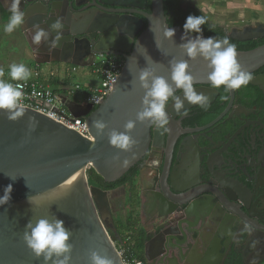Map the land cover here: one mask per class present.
<instances>
[{
  "label": "water",
  "instance_id": "95a60500",
  "mask_svg": "<svg viewBox=\"0 0 264 264\" xmlns=\"http://www.w3.org/2000/svg\"><path fill=\"white\" fill-rule=\"evenodd\" d=\"M146 1L97 0V6L120 7L126 10L122 12V17H113L109 21L104 16L87 17L70 26L68 31L63 27L64 32L60 35L64 36L63 41L67 43L74 36H85L83 42L87 43V38L94 40L97 35H103L107 29L110 30L92 48V54L83 49L87 44L74 39L67 51L60 53L59 59L53 58L59 52L48 47L57 35L50 27L59 19L54 3L46 0L43 6L39 2L26 5L25 23L21 29L27 31L30 39L34 26L51 32L48 41L50 43L41 44L42 47L46 46L43 54L46 57L50 54L51 61L39 62L34 59L35 65L62 63L81 69L91 67V59L95 55L126 56L117 81L95 109L71 99L61 100L73 119H83L87 136L30 108H26V114L17 121H10L5 112L0 111V196L7 185L12 184L13 189L10 202L0 206V264H44L43 258H36L27 247L23 234L29 221L35 223L40 218L51 219L53 216L62 220L65 228L71 232L69 242L73 249L70 264H91L90 255L93 251L111 259L113 264H123L109 236V231L115 234V229L110 215L108 192L88 185L87 169H91L104 183H114L140 160L150 144L163 147L166 131L140 122H136L130 133L137 141L131 151L119 150L108 141V132L112 129L123 131L125 123L135 120L137 112L141 110L144 95L138 80L141 68L156 67L157 75L168 78L171 83L169 61L186 60L196 79L194 86L211 85L207 78V61L200 57H187L180 47L187 42L181 39L184 31L175 27L172 40L164 37L165 29L170 27L166 24L162 0H150L149 14L143 12ZM25 2L30 4L34 0ZM76 5H79L78 2ZM134 15L141 17L146 22V27L131 50L135 34L143 27L142 21ZM225 33L228 38L237 42L264 39V25H249ZM148 55L158 64L147 63ZM237 58L245 70L253 73L264 66V45L250 51L238 52ZM86 60H89V64H85ZM260 83L261 79L256 78L248 84L259 87ZM197 91L209 96L210 100L215 96L209 89ZM229 93L232 98L234 90H229ZM193 106L197 105L185 102V107L180 112ZM167 110L170 122L180 114L169 106ZM52 111L59 113L56 108ZM96 120H103L108 125L102 136H98L92 127V121ZM219 120L220 117L208 127ZM32 127H35V131H31ZM174 143L173 138L171 144ZM125 161H128L126 166ZM189 175L187 171L180 179L163 177L157 180V191L151 192L147 208L151 215H156L150 228L151 234L155 236L145 247H154L155 253L150 257L145 251L146 262L169 264L171 261L176 264L178 260L183 264H227L231 252L235 256L233 264L263 262L262 216L250 211L247 202L237 193L231 200L238 209L241 208V214L229 208L231 200L224 193L219 197L214 192H204L193 202L186 201L183 199L185 192L195 186L189 182ZM180 183L192 186L181 191L175 188ZM29 197L34 198V203H30ZM206 201L211 202V205ZM261 211L264 213V205L259 212ZM233 218H237L244 226L238 230L240 241L246 244L242 251L235 245L231 250V244L225 241V231L230 230ZM204 232H208V236L212 232L215 238L212 237L211 242L203 239ZM177 235L180 237L177 238ZM168 236H172L171 239L174 240L169 241ZM196 247H201V256H193L192 252ZM167 251L171 252L170 258H167Z\"/></svg>",
  "mask_w": 264,
  "mask_h": 264
},
{
  "label": "flooded vegetation",
  "instance_id": "af4514ba",
  "mask_svg": "<svg viewBox=\"0 0 264 264\" xmlns=\"http://www.w3.org/2000/svg\"><path fill=\"white\" fill-rule=\"evenodd\" d=\"M76 1L79 5H76ZM36 2H39L43 6L46 0H34L30 4H26L25 0H21L20 8L24 11L26 5L31 6ZM50 3H54L56 7L55 13L62 20L66 31L70 30V26L79 20H85L87 17L104 16L109 21L113 17H122V12L126 10L120 7L97 6V0H50ZM9 6L10 0H0V23L3 25L8 22L10 16ZM149 7L150 0H147L143 12L149 14ZM134 16L142 21L144 27L146 22L141 17ZM143 27L135 34L131 43V50L144 31L145 28L143 29ZM243 27L245 26L238 27L237 29ZM21 28L19 27L16 30L20 31L23 50L29 53L30 60L32 62L34 59L39 62H46V60L50 62V54L48 53L49 57L43 54L46 46L42 47L41 45V48L33 45L30 36L27 34V39L24 36L26 33L23 34ZM109 30L107 29L105 33ZM105 33L97 35L94 40L87 38V43L83 42L84 38H86L85 36L71 37L67 43L63 41L64 36L60 35L59 40H56L55 37L48 47L59 52L53 57L59 59L61 57L60 53L63 50L67 51L69 45L74 43L73 40L77 39L79 42L87 44L83 49H87L92 54V48L98 44ZM49 43L47 42V44ZM125 56L95 55L91 59V67L87 68H92L98 59H113L115 61H123L124 64ZM85 64H89V60H86ZM67 66H70L72 69H79L71 65ZM251 74L252 80L256 78L261 79L262 83H260V86L254 87L250 84L242 86L234 90L232 98L224 86L219 88H213L212 85L204 87L194 86L197 90L209 89L215 93V96L210 100L207 110L199 106H193L180 112L167 126L168 130L163 138V147H156L150 144L140 160L134 164L131 168L133 170L132 186H127L129 188L128 199H130L131 207H135L137 203L138 207L143 208V213H149L147 204H149L152 190L157 191L158 189L157 180L163 177L166 179H171L169 177L180 179L182 175L184 176L189 171L190 175L187 178L195 186L192 189H189L192 185L187 183H180L175 186V188L181 191L189 189L183 196V199L186 201L193 202L196 198L202 196L204 192H214L219 197L224 193L228 195L230 200L237 193L247 202L250 211H253L254 214H260L261 218L264 219V213L262 211L259 212L264 205V172L262 171V168H264V66ZM224 92L226 94L222 98ZM175 95L182 96V90H177ZM168 106L169 108L172 107L171 100ZM219 117L220 120L217 123L208 127L209 124ZM173 138L175 143L172 145ZM121 188L105 192L113 193ZM207 204L211 205V202H207ZM229 208L237 212L241 210V208L238 209V206L236 207L232 200ZM155 217L156 215L154 214L145 218L146 228H151ZM112 223L114 226L113 221ZM241 226L243 225L238 219L233 218L230 230L225 231L227 237L225 241L231 244V250L235 246L240 251L246 247V244L240 241L238 234ZM207 234L209 233L204 232L202 237L211 242L214 234L212 232H210L211 235L209 236ZM154 236L149 233L145 243L150 242ZM171 237L168 236V239L172 242L174 239H171ZM178 237L180 236L177 235ZM154 250V247H148L147 255L152 257L155 253ZM200 253L202 252L200 251ZM170 255L171 252L167 251V258H170ZM145 256L144 254V261H146ZM228 256L229 262L226 263L233 264L235 256L232 252ZM169 264H172V262L170 261Z\"/></svg>",
  "mask_w": 264,
  "mask_h": 264
},
{
  "label": "clouds",
  "instance_id": "9594fccd",
  "mask_svg": "<svg viewBox=\"0 0 264 264\" xmlns=\"http://www.w3.org/2000/svg\"><path fill=\"white\" fill-rule=\"evenodd\" d=\"M21 0H10L8 22L4 25L3 31L11 34L25 23V12L20 8ZM204 16L189 15L183 25L184 34L181 39L186 43L181 44L187 57L196 59L198 57L207 61L209 72L208 81L213 88L224 86L226 91L236 90L246 86L252 80V74L245 70L238 61V52L235 44L231 43L228 37L217 39L214 36L204 37L202 25L206 23ZM51 30L57 33L56 40H59L63 30V22L57 19L51 24ZM193 33L196 35L193 37ZM51 32L34 26L31 34L33 45L40 46L47 43ZM175 36L174 28H166L164 37L172 40ZM157 48L159 45L155 39ZM146 51V49H145ZM147 52V51H146ZM147 63L154 62L148 55ZM38 66V65H37ZM170 80L157 75V68L150 66L141 68L138 75L140 87L144 90L141 110L137 112L135 120H129L124 125V130L112 129L108 132V141L111 146L122 150L131 151L137 141L130 135L135 128L136 122L148 123L167 131L170 122L168 105L172 101V108L180 112L185 107V102L197 105L207 110L210 97L194 88L195 77L190 72V65L186 60H170ZM3 71L0 70V76ZM9 76L13 81H26L30 78V70L23 64H12ZM182 90V96L175 95L176 90ZM24 93L19 86L0 80V111L5 112L10 121H17L26 114V107L23 104ZM35 120V117H32ZM92 127L98 136H102L108 127L103 120L92 121ZM35 131V127L31 128ZM125 166L128 161H125ZM12 179V178H11ZM12 184L4 188L0 196V206L10 202ZM30 203L34 198L29 197ZM71 232L65 228L64 222L57 217L40 218L35 223L29 221L25 226L23 240L36 258H43L44 264H70L73 245L69 242ZM91 264H113V261L98 252L93 251L90 255Z\"/></svg>",
  "mask_w": 264,
  "mask_h": 264
},
{
  "label": "built area",
  "instance_id": "2783aa9c",
  "mask_svg": "<svg viewBox=\"0 0 264 264\" xmlns=\"http://www.w3.org/2000/svg\"><path fill=\"white\" fill-rule=\"evenodd\" d=\"M122 67L123 61L98 59L91 70V76L97 80L96 83L92 86L74 85L69 87L65 98L74 100L78 104L90 105L95 109L111 91ZM72 70L76 71L74 68ZM39 77V73L34 72L33 77L26 81L12 82L14 86H19L24 93L22 102L25 107L42 113L67 128L87 136V129L83 119H73L63 107L62 97L42 82ZM53 108H56L59 113L52 111ZM129 248H133V242L129 236H125L120 248L117 249L123 264H147L144 260L126 256Z\"/></svg>",
  "mask_w": 264,
  "mask_h": 264
},
{
  "label": "rangeland",
  "instance_id": "374dc122",
  "mask_svg": "<svg viewBox=\"0 0 264 264\" xmlns=\"http://www.w3.org/2000/svg\"><path fill=\"white\" fill-rule=\"evenodd\" d=\"M184 4H190L196 6L204 16L207 17V19L213 24L216 25V23L222 24L225 30V32H229L231 29H235V23H231L233 20L235 13H232L231 11L222 10L220 8V5L228 6L229 0H183ZM238 15V13H237ZM213 16H215V22L213 19ZM236 20H234L235 22ZM260 23L264 25V18H260ZM239 25V23H238ZM3 25L0 24V69L1 67L3 70L7 69L12 64H20L23 63L24 65L28 63L26 61L27 52L23 50V41L20 37L19 32L15 30L11 34H6L3 31L2 27ZM234 26V27H233ZM254 26V24H252ZM238 27H236L237 29ZM31 65H34L32 61H30ZM47 67L41 66L40 70L45 72ZM2 70V69H1ZM91 70L92 68H86L83 71H78L77 75L71 76V80L69 82V86L73 87L74 85H87L92 86L96 83V79L91 76ZM129 188L122 187L121 189H118L117 191L113 193H108L107 199L109 203L110 210L112 212V221L114 222V225L119 224L118 222H124L127 215L134 216L135 209L138 210L140 207L137 206H130V199L129 197ZM133 210V211H132ZM136 214L138 215V213ZM126 216V217H125ZM110 238L112 237L114 239V245L117 249L120 248L121 244L117 240V237L114 233L109 231ZM125 235L122 233V236ZM122 240V239H121Z\"/></svg>",
  "mask_w": 264,
  "mask_h": 264
},
{
  "label": "trees",
  "instance_id": "16d2710c",
  "mask_svg": "<svg viewBox=\"0 0 264 264\" xmlns=\"http://www.w3.org/2000/svg\"><path fill=\"white\" fill-rule=\"evenodd\" d=\"M162 3H163V13L166 19V24L171 28L177 27L184 31L183 25L185 23L186 18L189 15L204 16L196 6L190 4H184L183 0H162ZM148 13H150V7L148 9ZM204 17L206 18L207 21L204 25H202L203 36L205 38L209 36H214L217 39H223L224 37H227L225 30L222 27L213 25L207 19L206 16ZM145 26L146 24H144L143 29L145 28ZM229 40L231 43L236 45L238 52L250 51L264 44V39L263 40L259 39L249 42H236L234 40H231L230 38ZM225 94H226L225 92L222 94V98H224ZM132 172L133 170L130 169L119 180L110 184L103 183L101 178H99L91 169H87L86 176L89 186L96 187L102 191H111L119 187H125V186L131 187L132 177H133ZM132 218H133L132 214L127 215L124 222L122 223L118 222L119 224L114 225L115 236L117 237V240L119 241L120 244L123 242L125 236H129L132 239L133 248H129L127 250L126 256L143 260L141 250L147 238H145L141 232L137 233V235L136 233L134 234V231L132 229L134 219ZM122 233H124L125 235L122 236ZM111 240L112 242H114V239L112 237Z\"/></svg>",
  "mask_w": 264,
  "mask_h": 264
},
{
  "label": "crops",
  "instance_id": "0c3cea01",
  "mask_svg": "<svg viewBox=\"0 0 264 264\" xmlns=\"http://www.w3.org/2000/svg\"><path fill=\"white\" fill-rule=\"evenodd\" d=\"M220 8L222 10L231 11L232 13H235L233 20L231 23H235L236 27H242V26H252V24H262L260 23V18H264V0H229L228 6L220 5ZM238 13V15H237ZM214 22H215V16H213ZM234 20H236L234 22ZM239 23V25H238ZM2 24V23H0ZM215 24L219 27H222L224 30H227L224 28L222 24L216 23ZM3 25V24H2ZM5 25V24H4ZM3 25V26H4ZM263 25V24H262ZM234 27V26H233ZM234 27V28H236ZM21 32L24 34V36L28 39L27 31L21 30ZM26 51V50H25ZM27 52V51H26ZM26 61L28 63H31L29 53L27 52ZM26 63L25 66L30 70L31 76L33 77V73H39L40 77L39 79L44 82L47 86H49L53 91L58 93L62 98H65L66 91L70 87L69 82L71 80V76L74 74L77 75L78 71H83L86 68L76 69V71H73L70 66H67L62 63H49V64H43V65H31ZM44 66L47 67L46 71L43 72L40 70V67ZM3 71V75L0 76V80H4L6 82L12 83L13 80H11L9 76V67L5 70L1 67ZM0 69V70H1ZM29 78V79H30ZM53 85V86H52ZM67 99V98H65ZM137 209H135L134 216L132 219L133 221V231L134 234L141 232L145 238L149 236L150 229L146 228V220L145 218L148 216H151L150 213H143V208L141 207L138 210V215L136 214ZM146 244V243H145ZM145 244L143 245V248L141 250L142 257L145 254V251L148 250V247H145ZM201 247H196L195 250L192 252L193 256H201ZM146 249V250H145ZM144 258V257H143ZM144 260V259H143ZM176 264H183L177 260ZM260 264H264V261Z\"/></svg>",
  "mask_w": 264,
  "mask_h": 264
}]
</instances>
